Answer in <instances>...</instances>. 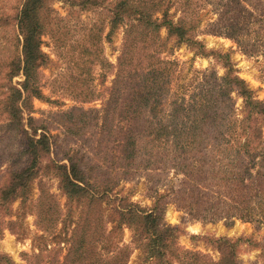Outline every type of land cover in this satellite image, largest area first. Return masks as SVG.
<instances>
[{"label": "trees", "instance_id": "obj_1", "mask_svg": "<svg viewBox=\"0 0 264 264\" xmlns=\"http://www.w3.org/2000/svg\"><path fill=\"white\" fill-rule=\"evenodd\" d=\"M55 1L82 10L102 7L105 14L106 23L87 35L95 47L83 45V53L92 60L99 56L103 77L108 66L113 68L109 96L100 109L74 106L59 115L76 136L102 120L96 160L87 151L50 158V136L31 116L32 100L45 99L39 85V69L48 62L42 36ZM172 4L179 10L177 18L170 12ZM207 4L216 15L207 24L209 33L264 56V0H20L0 11V31L11 25L16 31L13 42L2 44L5 54L0 53V234L6 228L17 233L24 214L11 218L12 205L19 201L25 206L35 181L48 177L56 181L66 209L39 181L34 215L41 231L61 225L66 234L60 264H126L130 246L116 240L124 227L133 231L132 243L151 264H238L243 246H261L245 236L203 237L218 252L214 260L181 249L180 228L163 219L165 206L175 203L192 220L264 223V101L237 75L229 53L207 49L197 38V13ZM120 27L122 43L110 65L96 45L110 41ZM167 40L195 55L211 56L223 73L197 76L188 98L173 91L174 62L161 56ZM17 76L22 80L14 83ZM81 86L74 95L81 102L98 97L87 82ZM232 94L242 100L240 117ZM6 159L8 165L1 168ZM168 168L182 178L169 193L159 192L163 183L157 179L148 207L114 191L137 173ZM0 264L13 263L0 253Z\"/></svg>", "mask_w": 264, "mask_h": 264}, {"label": "rangeland", "instance_id": "obj_2", "mask_svg": "<svg viewBox=\"0 0 264 264\" xmlns=\"http://www.w3.org/2000/svg\"><path fill=\"white\" fill-rule=\"evenodd\" d=\"M19 2L20 0H0V11H8L9 7L15 6ZM176 6V4H172L170 7V12L174 13L175 18L179 16ZM51 9L45 34L42 36L41 47L48 56V62L39 69V85L45 99L32 100L31 116L50 136L52 143L50 158L57 160L67 152L86 153L87 151L88 157L91 160H96L98 158L94 155L97 153L96 147L102 146L99 140L100 131H98L102 120L98 121L96 127L88 129L86 134L76 136L68 132L62 125L59 115L74 106L83 110L100 109L109 96L108 88L114 78L113 68L108 66L106 76L103 77V69L98 64L99 56L92 60L83 53V49L91 46L87 41V35L94 32L101 21L106 23L105 14L102 7L82 10L78 7H69L59 1L53 2ZM213 10V6L207 4L197 13L199 21L197 38L207 49L229 53L237 75L248 83L255 98L264 101V56L244 52L232 40L209 33L206 30L207 24L216 17ZM15 35L16 31L12 25L0 31V53L2 55L5 54L2 44L13 42ZM122 35L123 28L120 27L110 41L103 40L96 45L101 52V59L110 65H114L116 62ZM164 36V31H161V37L164 38ZM161 56L163 59L174 62L171 88L177 93H182L185 98H188L193 90L197 76L213 71L221 75L224 71L211 56L195 55L194 51L185 45L175 46L173 40H167L164 43ZM21 80L22 77L17 76L13 82ZM86 82L87 86L95 94H98V97H94L89 102H81L82 98H76L74 95L83 89L84 86L81 84ZM232 98L235 100V113H237V117H240L242 115V100L233 94ZM117 123V119H114L113 125ZM262 132L264 138V124ZM111 142L113 143V140ZM9 161L4 160L1 168H5ZM181 178L182 175L172 168L164 171H143L137 173L131 180L120 181L114 191L120 189L123 195L129 196L131 201L142 207H148L152 204L155 195L154 182L157 179L163 183V186L157 187L159 192L169 193L171 189L176 188ZM39 181L43 182L49 191L55 194L63 211L66 209L65 198L57 190L56 181L48 179V177L35 181L30 199L25 206L20 205L19 201L14 202L12 205L13 217L11 216V218H14L16 214H24L22 223L16 227L17 233L6 228L0 234V253L8 255L13 264H60L65 257L67 236L60 231L61 225L47 232L41 231L36 224L34 203L39 193ZM166 186L167 188H165ZM163 219L165 223L180 228L181 233L177 239V245L181 249L200 252L216 260L218 252L203 237L227 236L235 238L245 236L257 241L261 246H243L237 257L238 264H264V223L238 218H224L207 222L192 220L187 212L175 203H168L165 206ZM132 236L133 231L124 227L116 237V240L120 238L122 243L130 246L131 252L126 264H151L149 260H146L143 251L132 243ZM172 264L179 263L173 261Z\"/></svg>", "mask_w": 264, "mask_h": 264}]
</instances>
